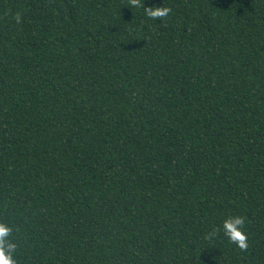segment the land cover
Segmentation results:
<instances>
[{
  "label": "trees",
  "instance_id": "16d2710c",
  "mask_svg": "<svg viewBox=\"0 0 264 264\" xmlns=\"http://www.w3.org/2000/svg\"><path fill=\"white\" fill-rule=\"evenodd\" d=\"M140 2L0 0L18 264H264V0Z\"/></svg>",
  "mask_w": 264,
  "mask_h": 264
},
{
  "label": "clouds",
  "instance_id": "9594fccd",
  "mask_svg": "<svg viewBox=\"0 0 264 264\" xmlns=\"http://www.w3.org/2000/svg\"><path fill=\"white\" fill-rule=\"evenodd\" d=\"M134 7H141L144 14L152 19L162 18L169 14L170 8L165 6L146 7L145 3L140 0H132ZM245 218L242 216H232L223 222V236L231 243L235 244L239 249L246 250L248 248V234L244 228ZM12 228L0 222V264H18L16 259L17 245L10 240ZM217 236V229L213 228L206 239H215Z\"/></svg>",
  "mask_w": 264,
  "mask_h": 264
}]
</instances>
